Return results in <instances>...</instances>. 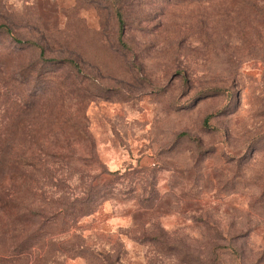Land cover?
Here are the masks:
<instances>
[{"label":"rangeland","instance_id":"rangeland-1","mask_svg":"<svg viewBox=\"0 0 264 264\" xmlns=\"http://www.w3.org/2000/svg\"><path fill=\"white\" fill-rule=\"evenodd\" d=\"M0 264H264V0H0Z\"/></svg>","mask_w":264,"mask_h":264},{"label":"trees","instance_id":"trees-1","mask_svg":"<svg viewBox=\"0 0 264 264\" xmlns=\"http://www.w3.org/2000/svg\"><path fill=\"white\" fill-rule=\"evenodd\" d=\"M119 18H120V22L123 23V20H122V15L121 13H119Z\"/></svg>","mask_w":264,"mask_h":264}]
</instances>
